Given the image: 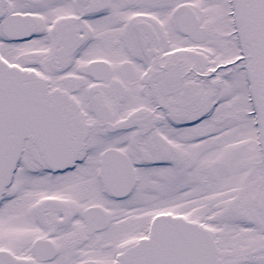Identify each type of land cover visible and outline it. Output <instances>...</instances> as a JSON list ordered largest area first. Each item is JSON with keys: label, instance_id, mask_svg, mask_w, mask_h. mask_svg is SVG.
<instances>
[{"label": "snow or ice", "instance_id": "obj_1", "mask_svg": "<svg viewBox=\"0 0 264 264\" xmlns=\"http://www.w3.org/2000/svg\"><path fill=\"white\" fill-rule=\"evenodd\" d=\"M0 264H264V0H0Z\"/></svg>", "mask_w": 264, "mask_h": 264}]
</instances>
